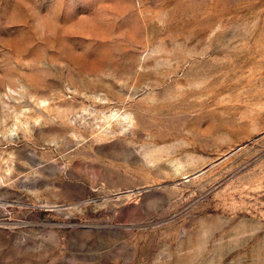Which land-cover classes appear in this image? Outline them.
<instances>
[{
    "label": "rangeland",
    "instance_id": "obj_1",
    "mask_svg": "<svg viewBox=\"0 0 264 264\" xmlns=\"http://www.w3.org/2000/svg\"><path fill=\"white\" fill-rule=\"evenodd\" d=\"M0 264H264V0H0Z\"/></svg>",
    "mask_w": 264,
    "mask_h": 264
}]
</instances>
